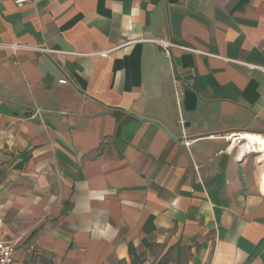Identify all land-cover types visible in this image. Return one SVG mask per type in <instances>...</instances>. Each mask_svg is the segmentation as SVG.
I'll return each instance as SVG.
<instances>
[{
  "label": "crops",
  "instance_id": "obj_1",
  "mask_svg": "<svg viewBox=\"0 0 264 264\" xmlns=\"http://www.w3.org/2000/svg\"><path fill=\"white\" fill-rule=\"evenodd\" d=\"M243 134L264 136V0H0L13 264H264Z\"/></svg>",
  "mask_w": 264,
  "mask_h": 264
},
{
  "label": "built area",
  "instance_id": "obj_2",
  "mask_svg": "<svg viewBox=\"0 0 264 264\" xmlns=\"http://www.w3.org/2000/svg\"><path fill=\"white\" fill-rule=\"evenodd\" d=\"M15 5H21L24 3H28L31 2L32 0H11ZM164 50L165 53L167 55H169V48L176 46L174 44H171L169 42H165V41H156ZM5 48L11 49L14 52H16L18 49L22 48V46H20L17 43L11 44V45H7L4 46ZM188 50V49H187ZM249 69H259L262 70L261 68H256V66H247ZM61 84H66V81H61ZM183 123V122H182ZM240 136L235 137L234 139V143L237 147H241L240 145ZM187 146H189V144L187 143ZM255 153H251V155H253ZM250 155V154H249ZM2 225L3 222L0 219V264H13L14 260H15V252L17 249V240H4L1 237L2 234ZM33 249V248H32ZM31 249V250H32Z\"/></svg>",
  "mask_w": 264,
  "mask_h": 264
},
{
  "label": "bare ground",
  "instance_id": "obj_3",
  "mask_svg": "<svg viewBox=\"0 0 264 264\" xmlns=\"http://www.w3.org/2000/svg\"><path fill=\"white\" fill-rule=\"evenodd\" d=\"M239 138L241 140L240 145L242 149V155H241L242 157H245L246 155H249L251 153H255L258 154L257 161H259L260 163L264 162V136L243 134ZM236 150H237V146H236ZM263 182H264V175H263Z\"/></svg>",
  "mask_w": 264,
  "mask_h": 264
},
{
  "label": "rangeland",
  "instance_id": "obj_4",
  "mask_svg": "<svg viewBox=\"0 0 264 264\" xmlns=\"http://www.w3.org/2000/svg\"><path fill=\"white\" fill-rule=\"evenodd\" d=\"M251 155V154H250ZM253 156H255V159L253 158V161L255 160V161H257V157H258V154H253ZM259 162V161H258ZM260 166H263V168H264V162H261L260 164H259Z\"/></svg>",
  "mask_w": 264,
  "mask_h": 264
}]
</instances>
